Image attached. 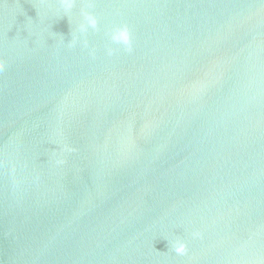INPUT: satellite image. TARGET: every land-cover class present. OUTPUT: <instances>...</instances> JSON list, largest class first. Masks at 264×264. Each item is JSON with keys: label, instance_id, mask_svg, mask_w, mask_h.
Listing matches in <instances>:
<instances>
[{"label": "water", "instance_id": "95a60500", "mask_svg": "<svg viewBox=\"0 0 264 264\" xmlns=\"http://www.w3.org/2000/svg\"><path fill=\"white\" fill-rule=\"evenodd\" d=\"M0 264H264V0H0Z\"/></svg>", "mask_w": 264, "mask_h": 264}, {"label": "clouds", "instance_id": "9594fccd", "mask_svg": "<svg viewBox=\"0 0 264 264\" xmlns=\"http://www.w3.org/2000/svg\"><path fill=\"white\" fill-rule=\"evenodd\" d=\"M65 3H68L70 5L71 0H64ZM86 20L87 23L86 25L82 26V31H86L88 27H95L96 26V21L93 17L90 15H86ZM114 39H118L123 43H128V35L126 31H121L118 34L114 36ZM175 251L177 254H183L185 252V245L183 244H178L175 248Z\"/></svg>", "mask_w": 264, "mask_h": 264}]
</instances>
